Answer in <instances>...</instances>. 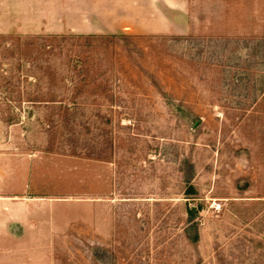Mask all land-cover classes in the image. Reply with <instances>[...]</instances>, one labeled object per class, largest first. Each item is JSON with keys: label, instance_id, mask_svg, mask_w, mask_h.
Here are the masks:
<instances>
[{"label": "rangeland", "instance_id": "obj_1", "mask_svg": "<svg viewBox=\"0 0 264 264\" xmlns=\"http://www.w3.org/2000/svg\"><path fill=\"white\" fill-rule=\"evenodd\" d=\"M256 254L264 0H39L37 32L0 34V264Z\"/></svg>", "mask_w": 264, "mask_h": 264}, {"label": "crops", "instance_id": "obj_2", "mask_svg": "<svg viewBox=\"0 0 264 264\" xmlns=\"http://www.w3.org/2000/svg\"><path fill=\"white\" fill-rule=\"evenodd\" d=\"M38 25L39 0H0V34H32L38 31ZM34 258L38 264V256ZM254 261L264 264V255H254Z\"/></svg>", "mask_w": 264, "mask_h": 264}, {"label": "trees", "instance_id": "obj_3", "mask_svg": "<svg viewBox=\"0 0 264 264\" xmlns=\"http://www.w3.org/2000/svg\"><path fill=\"white\" fill-rule=\"evenodd\" d=\"M185 166L187 167V173H188L187 177L184 178V182L187 184L185 194L189 196L195 192L193 186L189 184L192 176V164L185 162ZM186 211H187V222H188L186 228L187 237L191 241H196L198 238L197 223L194 221V217L196 214V207H191L188 205Z\"/></svg>", "mask_w": 264, "mask_h": 264}]
</instances>
